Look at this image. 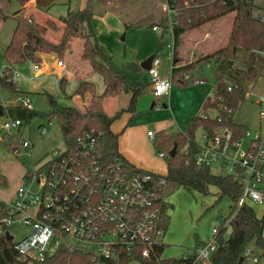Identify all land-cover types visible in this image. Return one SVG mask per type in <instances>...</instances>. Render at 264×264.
<instances>
[{"label":"trees","instance_id":"obj_1","mask_svg":"<svg viewBox=\"0 0 264 264\" xmlns=\"http://www.w3.org/2000/svg\"><path fill=\"white\" fill-rule=\"evenodd\" d=\"M131 1L134 0H86L82 9L69 11L65 17L58 20L62 25L61 29L49 19L44 24H39L32 20V15L25 17L18 12L12 15L15 28L2 55L6 65L0 73L1 91H6L15 97L21 92L11 79L14 65L26 62L39 64L43 62V56L48 54L61 58L65 53L71 51V44L75 39L83 42L80 59L89 64L92 73L101 77L104 90L100 96H97L94 84L81 80L78 82L73 96L83 97L86 94L91 96L89 104L82 110L71 106H60L53 97L47 95L50 105V112L47 114L26 109L18 102L11 107L3 108V114L8 113L12 119H19L22 122L33 117L56 118L63 142L69 149L73 147L78 137L92 131L97 138L98 151L105 164L119 165L129 175L151 173L155 179L164 177L167 199L178 188L187 192L208 194L209 188L215 187L218 191V200L226 197L232 203L228 216L224 220L232 215L233 217L229 227L217 226L219 229L215 236L216 247L208 261L210 264H237L242 259L243 262L244 250L250 245L264 251V216L257 217L247 202L235 211L237 200L242 191V186L237 178L213 175L209 169H202L195 165L194 157L199 146L194 140V132L201 128L204 135L213 137L219 129H228L233 140L244 136L246 130L243 126L234 123L232 116L244 101L261 71L264 70V58L252 54L251 62L245 70L236 69L233 60L240 49L260 51L264 48V23L253 18L254 0H166L168 9L173 12L170 26L172 68L169 78L171 84L178 87L189 86L194 79L201 78L203 68L207 67L212 79V97L206 98L199 113L207 114V111L210 110L215 112V117L208 116L203 119L197 114L185 132L169 134L160 130L154 133L152 143L155 150L163 154L162 159L166 165V174L158 175L137 169L118 152L117 134L111 131L110 126L122 112L131 114L135 112V104L144 85L140 83L131 85L110 61L102 56L91 27L96 14L111 12L115 7L123 6ZM10 3L9 0H0V19H8L3 11ZM19 3L24 4L25 1L21 0ZM52 3L53 0H35L36 9L39 10L47 9ZM231 13H235V18L226 45L193 62L180 66L179 50L182 46L183 36L193 28ZM124 27L128 29L134 26L124 23ZM165 28H167L166 25L163 29ZM48 30L61 33L58 42L53 43L46 39L45 35ZM186 43L190 49L197 47L194 37L188 36ZM185 76H188V79H184ZM63 81V79L59 81L60 87ZM229 87L231 90L227 89ZM122 93L131 94L128 107L109 116L103 109V100L106 97H118ZM20 139L17 135L3 133L1 141L9 149H12ZM174 145H176V152L171 157L169 152ZM5 184V177L0 175V186ZM170 207L167 200L164 205L165 214L162 216L164 230L168 225L167 211ZM6 216V206L0 202V220ZM2 230L3 233L0 234V264H21L16 259L14 243L7 240L4 235L6 227L2 226ZM228 231L229 234H227ZM162 252V247L155 248L150 259L139 258V260L142 264H189L193 261L190 255L181 260L162 259ZM75 255L79 257L78 264H90L86 256ZM66 257V254L59 252L55 258L48 259V263L62 264ZM128 260L129 257L122 254L120 261L114 264H125Z\"/></svg>","mask_w":264,"mask_h":264},{"label":"built area","instance_id":"obj_2","mask_svg":"<svg viewBox=\"0 0 264 264\" xmlns=\"http://www.w3.org/2000/svg\"><path fill=\"white\" fill-rule=\"evenodd\" d=\"M9 1L19 3L21 0ZM24 1L25 7L36 9L35 0ZM259 20L264 23V13ZM250 52L264 58V48ZM159 65L155 55L147 71L154 99L167 95L172 87L169 77L159 75ZM55 66L64 67L60 60L55 61ZM31 67L33 71L39 70V64L31 63ZM63 73L65 69H62ZM18 77L20 74L13 69L12 81L15 83ZM202 82L201 78H196L191 83L198 85ZM227 89L231 90L230 87ZM211 97L212 90L207 98ZM13 102L31 109L27 96ZM255 104L264 123V97L257 96ZM212 112V115L201 113L200 117H215ZM21 124V120L7 115L0 127L4 133L21 138L12 147L15 156L24 151L23 156L29 157L32 145L21 137ZM11 130L16 132L11 134L8 132ZM40 131L45 133L44 128ZM147 137L153 141L154 133L147 131ZM245 137H250L249 132L245 131L242 138L233 140L228 129H219L213 137L203 134V142L198 144L194 157L197 167L209 169L220 165L224 175L238 179L242 191L235 211L246 202L259 205L264 202V132L250 139L247 149L242 150L240 141ZM232 146L237 147L234 156L229 154ZM158 157L162 159L163 154L158 153ZM41 161L31 167L25 177V187L17 189L14 201L5 205L7 216L0 220V234L3 233L2 226L7 229L4 235L8 233L12 218L22 214L25 215L22 224L31 228L30 233L19 241L10 240L14 243L18 262L49 264L48 259L61 252L67 255L62 264H78L79 257L75 254L86 256L90 264L118 263L122 254L129 257L125 264H142L139 258L150 259L155 248H163L162 216L167 202L164 177L155 179L151 173L129 175L119 165L105 164L92 131L78 137L72 148L53 151L49 158ZM232 217L224 220L222 228L229 227ZM218 229L212 228L211 239L194 249L190 254L193 261L189 264L209 260L216 247ZM243 256L258 263L249 247Z\"/></svg>","mask_w":264,"mask_h":264},{"label":"rangeland","instance_id":"obj_3","mask_svg":"<svg viewBox=\"0 0 264 264\" xmlns=\"http://www.w3.org/2000/svg\"><path fill=\"white\" fill-rule=\"evenodd\" d=\"M85 2L86 0H53V3L47 9L39 10L27 8L17 1H12L10 5L3 11V14L7 16L8 19H0V73L2 68L6 65L2 55L4 49L10 42L15 28V21L11 17L12 15H14L16 12L22 13V15L25 17L32 15V20H38L41 23H43L45 19H51V21H53L58 26V20L61 17H65L69 11H78L81 9L80 7L83 8ZM253 3L254 8H256V10H254L255 14H263L264 0H254ZM119 7L122 9L125 7L122 11L123 14H119L121 18H125L124 12H134L133 14L136 16V18H134L135 20L132 19L127 24H132L134 27L123 30L121 34L116 35L117 41H115V43L108 41L110 49L114 51L115 49L112 47V45L115 44V46L121 47V49H126L127 56L132 57L134 52L141 51L144 44L145 46L150 45L152 46V52L156 54V57L160 61V65L158 67L159 75L165 78L168 77L170 75L172 58L171 30H164L165 35L163 38H160V31H163L165 25L168 24V26H171L172 23L173 14L167 9L166 0H134ZM112 20L115 22L114 19ZM153 24H158L160 28L156 33H153L151 30ZM229 24L230 25L228 26H230L229 30L231 33L232 23ZM93 28L94 31H96L95 24L93 25ZM50 31L51 30H49V32ZM123 35L124 41H120ZM107 36L105 33L102 34L99 42H104L102 40H106ZM112 38L113 36H110V40ZM104 44L106 45L107 41H105ZM181 49L182 46L179 50L180 63L182 62ZM69 53L70 52L65 53L61 58H57L54 55L55 59L53 61H63L66 55ZM236 55V69L245 70L251 62L250 51L240 49ZM44 56L42 60L46 61ZM138 57H141L140 53ZM48 63L49 61L45 62L46 67H48ZM77 64L83 71H87L89 69L87 63L78 62ZM125 68L126 73H128L131 78L144 85V90H142L140 95L142 96V100L139 110L142 112H144V110L150 111V106L153 99L149 94L151 90V83L148 79L147 71L140 70L139 72L133 73L127 69V65ZM42 69L43 64L39 67V73L37 71H33L29 63H24L21 65V67H16V72L20 74V77H18V79L15 81V85L21 91L16 95L17 98H22L23 96L29 97L31 110L44 114L50 112V105L47 95L53 97V99L63 107L71 106L77 108L81 106H78V102L75 99V96H73L75 88L78 84L74 79H68L64 89L62 90L55 82V79L60 78L55 73L56 69L52 68L46 72H44ZM201 78L204 80V82L201 84H190L186 87H176L180 89H193L191 88L193 86H203L208 91H210L212 79L207 67L203 68ZM90 80L94 83L96 95L100 96L104 90L101 77L98 74H92ZM208 91L203 102L208 97ZM188 93L189 96L184 94L176 101V106H174L171 110V113H169L171 120H173V127H170L168 130L166 129L165 132H185L193 117H195L197 114H201L199 112L202 109L201 107L203 103L200 105L197 113L194 115L189 113L188 106L191 103V98H193V96L190 92ZM130 96L131 94L126 96L127 102H124V97L120 98L122 99L120 100L122 101L121 109L127 108ZM257 96L264 97V70L261 71L249 93H247L245 96L244 101L232 116L233 122L243 126L244 129L250 134V137H245L242 139V141H240V149L242 150L247 149L250 139L254 138L258 133L264 132V123L260 118L259 108L255 104V99ZM163 100L164 97H160L157 99L156 103L160 106ZM13 105L14 102L12 96L8 92L0 90V106L6 109L7 107H11ZM160 107H162V105ZM155 109L156 107L153 108V111H155ZM165 110L168 111L169 109ZM136 112H138V109ZM207 112L210 115L213 113L212 111ZM140 113H138L137 116L139 115L140 117H143L144 114ZM7 115L8 113H6L4 117ZM4 117L0 118V126ZM151 120L152 119H143L144 123H148L146 127L149 128V131L156 133L153 131L154 125L149 123ZM41 128L45 129V133H41ZM8 132L14 134L16 131L11 130ZM19 132L21 137L32 145L31 149L29 150V157L23 156L24 151H22L19 156H15V154L12 152V149H9L2 143L1 138L4 131L0 127V175L4 176L6 180V184L4 186H0V202L4 203L5 205H10L14 201L18 188L25 187V177L29 174L31 167L35 163L49 158L51 152L53 151H63L66 148L56 118L48 119L44 117H33L30 120L22 122ZM194 140L198 144L203 142V132L201 128L195 130ZM236 150L237 147L232 146L229 150L230 156H234L236 154ZM152 151L154 152L155 157L159 160L156 163L158 164L160 172H164V161L158 157V152L155 150L154 145L152 146ZM209 171L213 175H224V171L220 168V165L211 166ZM217 194V189L211 186L209 188L208 194L187 192L182 188H178L168 196L167 200L171 207L167 213L169 221L165 231V236L162 241L163 245L165 246L161 256L162 259L173 258L181 260L191 254L196 246L211 239L212 228H214V226L217 227L223 224L224 218L228 216L229 207L232 205L231 201L226 197L218 200ZM247 205L252 207L257 217L260 218L264 216V202L262 205L247 202ZM24 216V214L14 216L10 222L11 224L8 228V234L12 237L13 242L19 241L31 231L29 226L22 224L23 222L21 219ZM227 234H229V231ZM249 248L253 251V256L258 259V263H253L250 258H244L242 264H264V251L254 245H250ZM207 262L205 261V264H207Z\"/></svg>","mask_w":264,"mask_h":264},{"label":"crops","instance_id":"obj_4","mask_svg":"<svg viewBox=\"0 0 264 264\" xmlns=\"http://www.w3.org/2000/svg\"><path fill=\"white\" fill-rule=\"evenodd\" d=\"M85 1V0H84ZM82 9V7H80ZM125 8V7H124ZM124 8L120 7H115V9L111 10V12H107L104 14H96L93 17L92 20V30L94 32V35L97 40L98 47L101 51L102 56L106 59L109 60L110 63L113 65V67L120 73L122 74L128 81L131 83V85H136L138 81L134 80L133 78L130 77L128 73H126V68L125 66L129 63H134L135 65H139L141 62H143L146 57L148 58L150 55H156L155 53L152 52V46H142L141 51H137L133 53L132 57H128L126 54V49H121V47L115 46V44L112 45V47L115 49L112 51L109 47L108 41H111L115 43L116 40V35L121 34L123 30H127L124 27V23L128 24L132 19L136 18V16L132 12L125 13V18H121L119 14H123L122 11ZM80 10V9H79ZM254 10L256 8H253L252 10V15L254 18L259 20V17L262 14H255ZM37 11V10H36ZM39 12V11H38ZM235 18V13L228 14L224 17H221L219 19H215L212 21H209L207 23H204L196 28H193L189 30L184 36H183V45L181 49V58L182 62L179 64L180 66L186 65L202 56L208 55L214 51L219 50L225 45L226 39L228 34L230 33V25L229 23H233V20ZM114 19L115 22L112 20ZM47 19H45L46 21ZM51 20V19H50ZM125 20V21H124ZM135 20V19H134ZM36 20L37 23L39 24H44ZM114 22V23H112ZM95 24L96 26V31H94L93 25ZM132 25V24H131ZM167 28L163 29V31H160V38L164 37V30H171L170 25H166ZM58 27L61 29L62 25L59 23ZM156 27L157 30L153 31L152 28ZM152 32L156 33L159 31V26L158 24H153L152 25ZM130 29V28H128ZM49 30L47 31V35L45 36L47 40L56 43L60 39L61 33L60 32H53ZM107 36L106 40H102L104 42H99V39L101 38L102 34ZM110 36H113V38L110 40ZM189 37H194L195 43H197V47H193V49H190L187 47L186 40ZM172 37V36H171ZM50 38V39H49ZM105 41H107V44L105 45ZM120 41H124V35L121 37ZM82 46L83 42L81 40L75 39L73 40L71 44V51L66 57L64 58L63 65L64 67H56L55 62L53 61L52 64L48 63V67L45 66V62L43 61L39 63L40 65L43 64V71H49V69L55 68V73L58 75V79H55V82L57 86L60 89H64V86L67 82L68 79H74L76 83H78L81 80H86L91 82L90 78L92 76V71L87 62H83L80 59V55L82 52ZM75 50V52H74ZM141 55V57H138V55ZM195 55H192V54ZM117 54V55H115ZM192 55V56H191ZM238 55V54H237ZM236 55V56H237ZM250 52V56H251ZM236 56L233 60V65L236 68ZM128 57V58H127ZM61 61V60H60ZM87 63L89 69L87 71H83L80 69L79 65L77 63ZM29 63V62H26ZM31 65V63H29ZM23 65V64H21ZM21 65H14L13 69L16 70V67H21ZM172 65V64H171ZM171 68V66H170ZM62 69H65V73L62 74ZM40 72V70H38ZM37 71V72H38ZM140 71V70H139ZM138 71V72H139ZM38 72V73H39ZM210 73V72H209ZM148 76V74H147ZM211 76V75H210ZM169 77V76H168ZM63 79V83L61 84V87L59 85V81ZM149 79V77H148ZM202 79V78H201ZM203 80V79H202ZM204 81V80H203ZM94 84L93 82H91ZM103 85V82H102ZM178 87V86H177ZM176 86H172L169 93L164 97V100L161 102L162 107H160L156 101L157 99H154L151 93V90L149 92L151 98L153 99L151 103V110L147 111L144 110V112L139 110V106H141V98L142 96L139 95L137 98L136 104H135V112L134 113H127V112H122L118 119H116L110 126V129L113 133L117 134V148L118 152L134 167L137 169L143 170V171H149L154 174L158 175H165L166 174V165L163 162V168L164 172H160L158 168V164L156 163L159 161L156 157L154 152L152 151V142L151 140L147 137V131H149V128L146 126L148 123H144L143 119H152L149 123L153 124V131L157 132L160 130L166 131L170 127H173L172 121L170 118L171 110L173 109L174 106H176V101L184 94L189 96L190 92L193 96L191 98V103L188 106V111L190 114H195L198 112V109L200 105L203 103V100L205 98V95L207 93V89L199 86H193L191 88L193 89H180L177 88ZM144 88V87H143ZM76 89V88H75ZM144 90V89H143ZM211 91V89H210ZM208 91V92H210ZM130 93H122L118 97L112 98V97H106L103 100L102 106L106 114L109 116L115 114L116 112L120 110H125L124 108L121 109L122 105V97H124V102H127L126 96ZM75 99L78 102V106L81 105L80 107H77L78 109L82 110L84 106H86L90 99L91 96L89 94H86L83 97L80 96H75ZM130 100V99H129ZM128 100V101H129ZM129 103V102H128ZM15 105V103H14ZM124 107V106H122ZM128 107V106H127ZM137 107V108H136ZM156 107L155 111H153V108ZM138 109V112L136 110ZM165 109H169L168 111ZM142 112V113H140ZM144 114L143 117H140L137 114ZM139 119V120H138ZM177 131H172L169 132V134H175ZM161 159V158H160ZM216 227V226H214ZM166 231V230H165ZM165 236V235H164ZM165 249V246H163V251ZM163 253V252H162ZM190 255V254H189ZM205 264V262L203 263ZM207 264H210L208 261Z\"/></svg>","mask_w":264,"mask_h":264},{"label":"water","instance_id":"obj_5","mask_svg":"<svg viewBox=\"0 0 264 264\" xmlns=\"http://www.w3.org/2000/svg\"><path fill=\"white\" fill-rule=\"evenodd\" d=\"M155 57V55H150L148 58H146L143 62H141L139 65H135L134 63H129L127 64V69H129L130 71H132L133 73L138 72L139 70H143V71H148L151 65V61L153 60V58ZM46 61H49L50 64H52L53 60L55 59L54 55H45L44 56ZM13 100H16L15 96H12ZM3 116V107L0 106V117ZM176 152V145L173 146V148L170 150L169 152V156L173 157L175 155ZM5 237L7 240H12V237L6 233ZM242 259H240L238 261L237 264H241Z\"/></svg>","mask_w":264,"mask_h":264}]
</instances>
